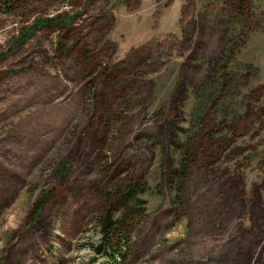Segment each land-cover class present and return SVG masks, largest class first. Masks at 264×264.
<instances>
[{
  "label": "rangeland",
  "instance_id": "rangeland-1",
  "mask_svg": "<svg viewBox=\"0 0 264 264\" xmlns=\"http://www.w3.org/2000/svg\"><path fill=\"white\" fill-rule=\"evenodd\" d=\"M126 177L130 264H264V0H0V264H108Z\"/></svg>",
  "mask_w": 264,
  "mask_h": 264
},
{
  "label": "trees",
  "instance_id": "trees-1",
  "mask_svg": "<svg viewBox=\"0 0 264 264\" xmlns=\"http://www.w3.org/2000/svg\"><path fill=\"white\" fill-rule=\"evenodd\" d=\"M39 23L41 26L45 25V21ZM94 88V82L90 81L87 84L89 97H93ZM190 159L191 153L187 148L180 157L178 171L173 177L174 182H181L184 179L185 170L191 165ZM147 190L144 183L126 177L119 179L117 184L101 195L102 209L93 220L94 226L99 228L101 239L91 247L96 255L91 262L101 258H104L108 264H130L132 262L134 241L131 230L133 225L142 221L146 214L145 201L141 197ZM42 197L36 209L31 211L34 219L47 201V197Z\"/></svg>",
  "mask_w": 264,
  "mask_h": 264
}]
</instances>
